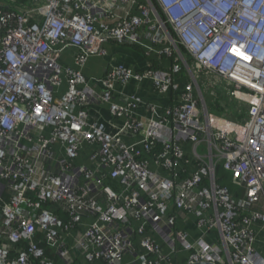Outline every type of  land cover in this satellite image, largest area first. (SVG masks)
Instances as JSON below:
<instances>
[{"label": "built area", "instance_id": "1", "mask_svg": "<svg viewBox=\"0 0 264 264\" xmlns=\"http://www.w3.org/2000/svg\"><path fill=\"white\" fill-rule=\"evenodd\" d=\"M112 43L145 68L86 76ZM53 258L264 264V0H0V264Z\"/></svg>", "mask_w": 264, "mask_h": 264}, {"label": "crops", "instance_id": "2", "mask_svg": "<svg viewBox=\"0 0 264 264\" xmlns=\"http://www.w3.org/2000/svg\"><path fill=\"white\" fill-rule=\"evenodd\" d=\"M25 1L26 0H15L16 4L18 5L25 3ZM142 52L143 51H139L138 49L128 44L116 45L112 43L109 45V54L107 57H105L104 59H92L83 71L86 76H101L104 74L108 62H111L113 64H123L127 67L132 68H145L144 66L146 58ZM154 61L156 64L154 66L155 71L162 75L168 72L169 67L171 66L172 58L163 56L160 58V60L155 58ZM178 81L180 82V85L183 86L190 80L189 78H187V75L183 73L181 76H179ZM117 90L119 91L120 87H118ZM123 91L125 92V94H131L133 92L138 93L147 100L157 102L165 106L168 105L170 103V100L172 99V94L170 93L164 94L163 96H159V94L157 95L156 93H154L149 82H143L140 85H136L135 82L132 81L126 86ZM141 111L144 112L142 109ZM91 116L92 118H95L96 120L106 124L107 127L113 129L114 123L111 121L110 115L108 114L107 105L92 108ZM129 139L130 138H126V140ZM57 264H59V262Z\"/></svg>", "mask_w": 264, "mask_h": 264}, {"label": "rangeland", "instance_id": "3", "mask_svg": "<svg viewBox=\"0 0 264 264\" xmlns=\"http://www.w3.org/2000/svg\"><path fill=\"white\" fill-rule=\"evenodd\" d=\"M207 103H208V106L210 108V111L212 112H221L223 111V109L219 106V103L221 101V99L223 98L220 93L218 94L216 100L212 101L211 99H209L207 96ZM226 174V173H225ZM217 175H220V169H218V173ZM226 176H228L226 174ZM225 180V184L223 185H226L230 190H232L234 187L229 183V180L227 177L224 178ZM105 185H109L111 186L112 188H114L117 192H119L121 190V188L119 187V185L115 182V181H112L111 179H108L105 181Z\"/></svg>", "mask_w": 264, "mask_h": 264}, {"label": "trees", "instance_id": "4", "mask_svg": "<svg viewBox=\"0 0 264 264\" xmlns=\"http://www.w3.org/2000/svg\"><path fill=\"white\" fill-rule=\"evenodd\" d=\"M162 15V14H161ZM132 47H134V48H136V49H138L139 51H142L139 47H137V46H135V45H131ZM180 49H182V47H180ZM183 51V50H182ZM143 53V52H142ZM153 66H152V68H155L154 66L156 65V64H154L155 63V61H154V58H153ZM218 169H220V178H219V182L220 183H223V184H225V177H227L228 178V180H229V183L231 184V181H230V179H229V177L228 176H226V174L224 173V171L221 169V167L220 166H218L217 167V173H218ZM232 185V184H231ZM41 245L43 246V247H45V249H46V245L44 244V243H41ZM46 252L48 253V250H46ZM55 261H57L56 259H54ZM58 262V261H57Z\"/></svg>", "mask_w": 264, "mask_h": 264}, {"label": "water", "instance_id": "5", "mask_svg": "<svg viewBox=\"0 0 264 264\" xmlns=\"http://www.w3.org/2000/svg\"><path fill=\"white\" fill-rule=\"evenodd\" d=\"M203 264H212V263H203Z\"/></svg>", "mask_w": 264, "mask_h": 264}]
</instances>
